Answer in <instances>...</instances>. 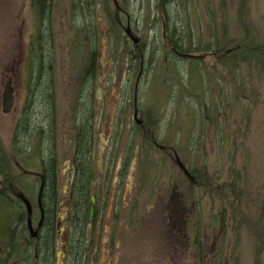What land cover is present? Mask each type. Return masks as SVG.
Returning <instances> with one entry per match:
<instances>
[{"label": "rangeland", "instance_id": "obj_1", "mask_svg": "<svg viewBox=\"0 0 264 264\" xmlns=\"http://www.w3.org/2000/svg\"><path fill=\"white\" fill-rule=\"evenodd\" d=\"M170 31L184 39L186 54L212 56L179 57L167 46ZM253 48L264 49V0H52L46 21L31 0H0V190L7 194L0 213L13 216L16 244L38 258L41 158L51 155L50 264H264V51L256 57ZM91 58L97 70L87 79ZM44 69L49 114L37 89L28 90ZM10 77L15 104L5 114ZM26 109L31 127L52 125V148L41 133L14 145ZM137 110L170 155L148 144ZM86 116L94 125L86 187L89 195L96 188L98 201L81 235L68 219L77 201L69 200L75 138Z\"/></svg>", "mask_w": 264, "mask_h": 264}, {"label": "trees", "instance_id": "obj_2", "mask_svg": "<svg viewBox=\"0 0 264 264\" xmlns=\"http://www.w3.org/2000/svg\"><path fill=\"white\" fill-rule=\"evenodd\" d=\"M165 2H167L168 0H164ZM180 1V0H179ZM51 2L52 0H31V7L34 9H38L40 14H41V18L44 19V21H46V19L48 18V15L50 13V9H51ZM168 26H170V20L167 24ZM171 32V31H170ZM169 32V35L171 37L168 38V40L172 43L173 47L176 48V50L180 51V52H184V53H191L190 51H186L183 49V46L180 44L181 42H183V38L181 36H177V32ZM46 34L47 31H42V33H40L38 35V37H40L38 40L42 42V44L46 43ZM209 46V45H208ZM212 47V46H211ZM211 47H207V49H211ZM41 48H43V45L41 46ZM201 48V47H199ZM213 48V47H212ZM263 48H260V52L258 51V48L252 50L253 53H257L255 54L256 57L259 56H263V52H262ZM213 51L215 52H221L223 50L220 49H214ZM264 51V49H263ZM44 53L46 51H43ZM46 57L43 55V60L44 63L45 61L49 62V53L46 52ZM29 58L31 60V62L34 61L35 57H34V53L32 50V46H30L29 48ZM231 56V54L229 55ZM91 62H90V67L86 73V77L87 79H91L92 77H95V73H96V60L91 58ZM50 68H52V64L49 65ZM39 79V80H38ZM38 85L35 86L33 84H31L29 92L33 89H37L36 92V96L40 97V99H43V104H41V106H46L47 108V114H49L52 111V91L53 89L51 88V81H50V76L48 75V71H46V69H44V72L41 74L40 78L38 77ZM35 89V90H36ZM33 93L30 94V96H32ZM29 99H31L29 97ZM48 103V104H45ZM31 104V102L29 103V105ZM50 116V115H49ZM47 115L46 117V122L49 124L51 117H49ZM29 114L27 109L24 111L23 115L21 116V119L18 123L17 126V130H16V134L14 137V141H15V146H18L17 142H19V144L22 145L23 140L27 139V137H33L35 136V134L37 133H41L44 139V142H48V146H50V148H52L53 145V127L52 125H50L48 130H44L45 128V123L44 124H39L38 122L35 124L34 127H31L29 124ZM89 122H90V118L86 116V118H84L82 120V123L79 124L80 125V143H82V147L85 149V147H88V142L89 139L92 134V130L90 131V126H89ZM51 124V123H50ZM25 145V144H23ZM24 151V150H23ZM87 152L81 150V154H80V162L81 164V171H80V175L78 178V184L79 186L77 187L76 193H75V206H74V212L72 214V223L76 224L77 229L80 230L81 235L84 234L83 230L85 232V227L87 226L88 223V211H89V192L88 190H86V185L87 183L91 180V176L90 173L88 172V170L85 168V157H86ZM55 163H56V159L54 156L51 155H43L41 158V166L44 170V177H45V187L43 190V195L41 194L42 198H41V205L43 208V216H44V224H43V229L42 232L45 231L44 235L40 234L38 240H40V246L38 247V253L39 256L36 259L34 256L29 254V250L28 249H24L20 246H18L16 244V238H15V229L11 228V225L13 223V216L10 213L5 214L6 217L1 219V213H0V228L1 230L5 233V245H4V250H3V254L2 256H0V264H50V258H51V254L53 251V241H54V229H55V221H54V211H52V213H49L47 207L46 206V202L48 201V199H51L53 202V195L55 194L53 189L55 187V178L57 177V173H56V169H55ZM4 194V197H7V194L5 195V192L3 190H0V194ZM4 200V199H3ZM6 200V199H5ZM45 203V205H44ZM24 214L21 211L20 212V216H19V220H21L23 218ZM23 220V219H22ZM8 223V224H7ZM71 223V224H72ZM7 225H10V227H6ZM21 229V228H20ZM1 231V232H2ZM20 236L26 241V244L28 242V246H30L31 244V240L28 238L27 236V227L24 226L22 227L21 231H20ZM43 241V242H42ZM82 242V240H81ZM44 243V244H43Z\"/></svg>", "mask_w": 264, "mask_h": 264}, {"label": "flooded vegetation", "instance_id": "obj_3", "mask_svg": "<svg viewBox=\"0 0 264 264\" xmlns=\"http://www.w3.org/2000/svg\"><path fill=\"white\" fill-rule=\"evenodd\" d=\"M128 26H130V21H129V18H128ZM126 33L128 32L129 34H131V36H134L133 35V31L131 30V27H130V29H127L126 31H125ZM127 33V34H128ZM135 44H137V41H135ZM140 44L138 43V46H139ZM137 46V45H136ZM167 46L171 49V51H172V48H173V45H172V43L170 42V41H168L167 42ZM143 65V63L141 64V66ZM141 77V75H139L138 76V79ZM136 108V107H135ZM138 112H139V110H137V112H135L134 113V120H135V122L138 124V125H140L141 126V128L148 134V144L149 143H152L156 148H158L159 150H161V151H165V152H168L169 150H168V147H164V146H162V145H160V144H158L157 143V141L153 138V136H151V134H149V130L147 129V127H145L146 125H145V121L142 119V118H138L140 115L138 114ZM89 126L90 127H92L93 128V126L94 125H92L91 123H89ZM79 133V132H78ZM90 138H91V136H89ZM76 142H78V145L80 146V137L77 135L76 136ZM90 144V142H88V145ZM78 145H76V150H75V155H74V157H73V160L71 161V163H72V166H73V168H74V179H73V181H72V191H71V194H70V198H69V200H70V203H72V204H74V202H75V193H76V190H77V187L79 186V184H76L77 182H78V178H79V175H80V171H81V169H82V167H80V164H78V159H80V155H79V151H81V150H79V146ZM90 146V145H89ZM88 146V147H89ZM81 147V146H80ZM88 147H85V149L83 148V147H81L82 148V150L83 151H88L89 152V149H88ZM171 153H169L168 152V155H170ZM176 157H177V155H176ZM174 157H170V159H173ZM176 159V158H175ZM79 162H80V160H79ZM176 162H177V160H176ZM86 163V162H85ZM42 171H43V169H42ZM42 179H43V183H45V177H44V175H43V177H42ZM194 182V184H195V180L193 181ZM44 187H45V185H44ZM43 190H44V188H43ZM43 190L40 192V196H41V194L43 195ZM86 190H87V187H86ZM97 190H96V188H94L92 191H91V194L89 195V209H90V205H91V202H92V198L94 197V207L96 206V203H97V201H98V197H97ZM39 200V199H38ZM89 212V211H88ZM95 215H96V213H95ZM72 223V216H70V218L68 219V224H71ZM43 224H44V220H43ZM87 226L88 227H90L91 226V223H87ZM43 225H42V228L41 229H43Z\"/></svg>", "mask_w": 264, "mask_h": 264}, {"label": "water", "instance_id": "obj_4", "mask_svg": "<svg viewBox=\"0 0 264 264\" xmlns=\"http://www.w3.org/2000/svg\"><path fill=\"white\" fill-rule=\"evenodd\" d=\"M128 35L131 39H133L135 41V39L133 38V36H131V34L128 33ZM173 52L181 58L193 59V60H205L208 56H212V54H203V55L186 54V53H181V52L177 51L176 49H173ZM14 104H15V90L13 87V78L10 77L5 84V89L3 92V99H2L3 113L9 114L12 111ZM178 161H179V159H178ZM181 166H182V164H181ZM23 201L26 204L28 214L31 215V206L29 205V203L26 200H23ZM94 202H95L94 198H92V202H91L89 213H88V222L92 221V218L94 215V209H95ZM41 223H42V221H41ZM40 227H41V224L39 225V229H40ZM38 232H39L38 229H37L36 233L33 232V230H32L31 231V238L36 239L38 237Z\"/></svg>", "mask_w": 264, "mask_h": 264}]
</instances>
